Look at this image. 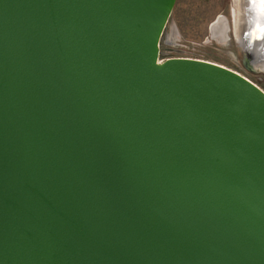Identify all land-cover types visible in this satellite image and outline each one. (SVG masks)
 I'll return each instance as SVG.
<instances>
[{
	"label": "water",
	"instance_id": "1",
	"mask_svg": "<svg viewBox=\"0 0 264 264\" xmlns=\"http://www.w3.org/2000/svg\"><path fill=\"white\" fill-rule=\"evenodd\" d=\"M176 2L0 0V264H264V89L162 59Z\"/></svg>",
	"mask_w": 264,
	"mask_h": 264
},
{
	"label": "rangeland",
	"instance_id": "2",
	"mask_svg": "<svg viewBox=\"0 0 264 264\" xmlns=\"http://www.w3.org/2000/svg\"><path fill=\"white\" fill-rule=\"evenodd\" d=\"M212 34V24L219 18ZM233 0H177L161 46L162 59L196 58L240 72L264 89V70L246 65L236 43ZM224 40L223 42H220Z\"/></svg>",
	"mask_w": 264,
	"mask_h": 264
},
{
	"label": "bare ground",
	"instance_id": "3",
	"mask_svg": "<svg viewBox=\"0 0 264 264\" xmlns=\"http://www.w3.org/2000/svg\"><path fill=\"white\" fill-rule=\"evenodd\" d=\"M238 3V2H237ZM234 16H235V18L237 17V11H236V9L234 8ZM238 17H239V15H238ZM237 28H238V23L236 24V30H235V34H236V36H237V34H238V30H237Z\"/></svg>",
	"mask_w": 264,
	"mask_h": 264
}]
</instances>
